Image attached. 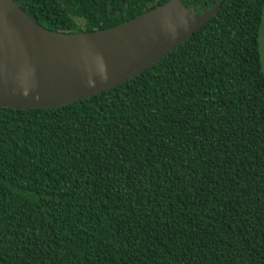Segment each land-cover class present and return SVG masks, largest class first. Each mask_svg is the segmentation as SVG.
Masks as SVG:
<instances>
[{"label":"trees","instance_id":"16d2710c","mask_svg":"<svg viewBox=\"0 0 264 264\" xmlns=\"http://www.w3.org/2000/svg\"><path fill=\"white\" fill-rule=\"evenodd\" d=\"M93 32L169 0H14ZM218 12L132 79L51 109L0 108V264H264V0Z\"/></svg>","mask_w":264,"mask_h":264},{"label":"water","instance_id":"95a60500","mask_svg":"<svg viewBox=\"0 0 264 264\" xmlns=\"http://www.w3.org/2000/svg\"><path fill=\"white\" fill-rule=\"evenodd\" d=\"M219 10L202 13L169 0L117 26L55 32L14 0H0V108L51 109L120 85L160 61ZM260 47L264 59V9Z\"/></svg>","mask_w":264,"mask_h":264},{"label":"rangeland","instance_id":"374dc122","mask_svg":"<svg viewBox=\"0 0 264 264\" xmlns=\"http://www.w3.org/2000/svg\"><path fill=\"white\" fill-rule=\"evenodd\" d=\"M263 57V56H262ZM263 71H264V59H262Z\"/></svg>","mask_w":264,"mask_h":264}]
</instances>
